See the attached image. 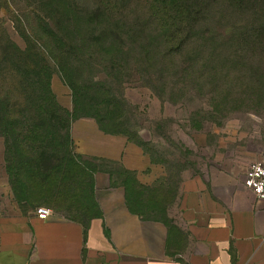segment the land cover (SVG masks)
<instances>
[{
    "label": "rangeland",
    "instance_id": "obj_1",
    "mask_svg": "<svg viewBox=\"0 0 264 264\" xmlns=\"http://www.w3.org/2000/svg\"><path fill=\"white\" fill-rule=\"evenodd\" d=\"M67 2L68 7L66 0H0V103L7 105L11 100L13 119L23 133H26V125L44 128L49 118L53 130L59 133L57 144L54 141L49 145L48 141L45 149L48 154L44 157L35 151H28V157L14 154L15 164L30 162L26 165L34 170L39 167L33 171L36 175L33 180L39 185L45 184L44 197H40L42 204L68 217H77L75 214H84L85 210L88 211L85 218L98 217L103 213L98 195L118 189L124 180L133 177L130 169L126 170L117 161H105L77 150L74 143L78 141L72 135L73 143L70 135L76 102L80 107L78 113L95 110L104 117L105 124L116 122L115 129L124 130L131 139L142 144L139 145L157 165L158 178L153 185L144 188V194L140 193L135 205L146 213L167 217L170 222L177 218L179 185L186 175L210 166L246 168L252 160L264 155V99L247 100L243 95L247 87L244 80H239V84L235 81L215 84L209 79L202 87L189 83L183 89L176 83V77L171 76L166 86L155 82V89H151L137 75H132L122 83V96L115 93L117 102L111 107L108 103H99L103 88L91 74L105 77L110 62L108 54L98 49L92 56L88 53L79 60L67 54H59L56 59L47 56L44 59L42 55H45L44 41L48 38L46 32L67 33L71 11L76 7L82 10L81 33L92 35L87 22L88 10L94 1ZM230 45L226 42L223 56L229 52ZM92 61L91 66L85 64ZM77 72L82 73L83 85L74 81ZM51 79L53 90L59 101L70 109L69 114L51 95L47 103L41 105L40 92ZM74 85L77 92L73 91ZM0 117L2 122L7 119L3 114ZM91 122L98 127L94 119ZM74 125L75 132L87 128L79 120H75ZM7 147L23 150L20 140L8 137L0 128V177L8 176L11 189L20 201L30 204L28 198L18 188L16 190L20 183L10 174L9 165L13 161H8ZM2 183L0 189H3Z\"/></svg>",
    "mask_w": 264,
    "mask_h": 264
},
{
    "label": "crops",
    "instance_id": "obj_2",
    "mask_svg": "<svg viewBox=\"0 0 264 264\" xmlns=\"http://www.w3.org/2000/svg\"><path fill=\"white\" fill-rule=\"evenodd\" d=\"M91 119H75L87 125L83 132L72 123L77 150L117 161L153 185L157 165L144 149ZM245 170L210 166L186 175L171 222L134 212L124 186L98 195L103 213L90 222L54 209L42 218L1 176L0 264H264V199L245 185Z\"/></svg>",
    "mask_w": 264,
    "mask_h": 264
},
{
    "label": "trees",
    "instance_id": "obj_3",
    "mask_svg": "<svg viewBox=\"0 0 264 264\" xmlns=\"http://www.w3.org/2000/svg\"><path fill=\"white\" fill-rule=\"evenodd\" d=\"M67 1L66 7L70 5ZM93 1V5L88 10L87 22L92 35L81 33L79 24L82 10L76 7L71 11L67 33L60 35L55 31L46 32L48 38L46 42L44 41L45 55L43 52L42 55L44 59L46 56L56 59L59 54H67L70 55L69 58L79 60L88 53L92 56L98 49L108 54L110 62L105 77L91 74L93 80L97 78L95 82L103 88L98 98L99 103L100 101L101 104L108 103L111 107L115 101L117 102L115 93L122 96L120 90L122 83L126 77L132 75H137L138 79L151 89H155V82L161 83L163 87L166 86V81L171 76L176 77V83L183 89L189 83L202 87V84L209 79L215 84L222 81H235L239 84V80H244L247 87L243 95L247 100L254 102L257 98L264 99V0ZM45 25L47 27L49 23L46 22ZM226 42H230L231 45L228 48L229 52L223 56ZM93 62H85V64L91 66ZM81 74L77 72L74 80L79 85L84 83ZM75 89L74 85L73 91L77 92ZM50 95L67 114L70 113V109L59 101L53 90L52 79L49 84H45L43 92H40L39 101L42 102V106L47 103ZM11 103L10 99L7 105L0 103V114L7 117L3 122L0 117V124H3L0 128L8 137L20 140L23 150L7 147L8 161H13V164L9 165L10 174L20 183L16 190L18 188L31 205L36 207L45 205L40 200V197H44L45 184L39 185L33 180L36 176L33 171L36 172L39 167L34 170L33 167L26 165L30 162L15 164L14 154L17 153L18 157H28V151H35L44 157L48 154L45 151L48 141L49 145L54 141L57 144L59 133L57 129L53 130L50 118L44 128L26 125V133H23V129L17 128L13 119ZM77 110L79 111L80 107L79 105L77 107L76 102V113L73 114L70 126L72 141L73 121L80 117H91L104 131L126 135L129 140L136 142L124 130L115 129L116 122L105 124L104 117L99 116V112L93 110L84 114L78 113ZM14 168L17 171L13 173ZM52 168L55 169L56 165ZM24 169L26 172H23ZM128 171L133 173L132 178L123 182L128 206L142 217H158L170 222L167 217L154 216L135 205L141 197L140 193H143L144 188L149 185L141 183L135 171ZM43 181L44 177L41 179V182ZM75 215L77 217L71 215V218L84 223L94 217L90 215L85 218L88 215L87 210L84 214Z\"/></svg>",
    "mask_w": 264,
    "mask_h": 264
},
{
    "label": "built area",
    "instance_id": "obj_4",
    "mask_svg": "<svg viewBox=\"0 0 264 264\" xmlns=\"http://www.w3.org/2000/svg\"><path fill=\"white\" fill-rule=\"evenodd\" d=\"M244 183L258 198L264 199V155L247 165ZM35 211L42 218H48L53 213V209L47 205H39Z\"/></svg>",
    "mask_w": 264,
    "mask_h": 264
}]
</instances>
